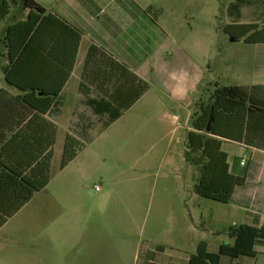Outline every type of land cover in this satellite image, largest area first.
<instances>
[{"label":"rangeland","instance_id":"374dc122","mask_svg":"<svg viewBox=\"0 0 264 264\" xmlns=\"http://www.w3.org/2000/svg\"><path fill=\"white\" fill-rule=\"evenodd\" d=\"M235 1L159 0L178 18L170 21L169 34L199 67L196 88L179 107L169 86L178 78L171 76L168 85L169 76H149L141 101L107 130L100 128L107 115L80 106L93 128L85 149L61 169L64 140L59 135L47 188L0 229V264H133L126 249L162 228L183 236L188 252L200 240L212 252L227 243L228 229L216 237L198 227L201 215L222 214L228 207L195 194L199 171L186 161V144L195 106L207 101L215 84L248 86L264 74V59H258L264 58V44L232 41L223 31L236 20L227 10ZM240 6L239 22L264 27V0H242ZM12 15L17 13L7 23L15 21ZM173 58L171 46L164 55L170 71ZM223 151L231 163L240 157L250 161L236 146L225 144ZM227 216L229 224L239 223L237 211L231 220ZM256 264H264V255L258 254Z\"/></svg>","mask_w":264,"mask_h":264},{"label":"trees","instance_id":"16d2710c","mask_svg":"<svg viewBox=\"0 0 264 264\" xmlns=\"http://www.w3.org/2000/svg\"><path fill=\"white\" fill-rule=\"evenodd\" d=\"M241 3L242 0H236L227 7L229 14L236 20L226 24L223 31L232 41L243 39L247 44H264V27L238 21ZM11 6H19L28 12L25 20L16 21L5 29L2 39L5 52L0 51V58L5 56L9 61L4 69L6 83L22 93V96L10 99L15 107L19 102L25 104L26 108L20 112V118L30 119L24 130L12 133L13 128L8 126L9 136L4 135L3 112L19 113L6 99L7 92L0 90V229L35 193L45 190L49 184L56 128L48 124V134L43 137L38 122L44 120L43 115L59 97L72 66L59 88L38 86L31 82L32 78H24L27 79L24 81L17 75L18 68H22L24 62L33 59L35 55L46 54L47 60H56L51 50H45L46 45L41 50L38 44L44 35V28L50 22H55L51 24H56V29L49 36L46 35L48 46L57 37L63 40L70 35L74 38L72 65L81 38L78 31L50 15L46 16L45 10L33 0H0V22L10 13ZM82 78H99L104 84L113 83V88H79L85 94L86 103L93 113L107 115L104 128L116 121L148 90L145 81L95 46L88 49ZM91 90L102 97L89 98L87 92ZM211 118L210 130L207 131ZM192 129L187 136L186 161L199 171L193 191L202 198L228 204L232 201L235 189L244 185L245 178L235 176L230 171L228 155L222 150V143L232 141L253 147L264 145V86L216 85L207 101L198 104L192 116ZM83 149L84 143L67 135L63 143L61 169L71 163ZM229 236L234 240L233 245L222 244L216 253L208 251L206 242H200L195 253L189 256L187 264H220L222 256L254 257L255 247L264 243V226L256 228L241 225L232 229Z\"/></svg>","mask_w":264,"mask_h":264},{"label":"crops","instance_id":"0c3cea01","mask_svg":"<svg viewBox=\"0 0 264 264\" xmlns=\"http://www.w3.org/2000/svg\"><path fill=\"white\" fill-rule=\"evenodd\" d=\"M33 1L45 10L46 16L50 15L69 28L78 31L81 37L72 65L75 49L74 38L68 35L61 40L57 37L50 41L48 46L45 39L56 29V24H51L55 22H50L44 28V35L40 38L38 44L41 50L46 45L45 50H51L56 60L53 61L51 58L47 60L46 54L35 55L33 59L26 60L25 65L18 68L17 71L18 77L23 78L24 81L27 80L24 78H32L31 82L38 86L47 85L44 87L59 88L68 69L72 66L59 97L48 112L43 115L44 120L38 122L39 129L43 130V137L48 134V124L55 126V145L61 133L63 134V140L67 135H72L82 143L86 142L90 131L93 129L88 124L87 120L89 118L85 116L84 111L79 109L80 106L91 109L86 103L85 94L79 88H113V83L104 84L99 78H82L84 61L90 46L102 50L143 81L147 80L149 76H169V79H165L169 85L171 76L178 78L169 86L174 92V100L177 101L179 107L186 100V94L196 88L200 74L199 67L192 56L180 45L179 41L173 38V35H170L171 33L169 34L170 21L175 22L178 18L173 17L165 5L159 6V0ZM13 12L17 13V15H12L11 18L15 21L7 23ZM27 12V10H21L19 6H11L10 13L0 22L1 52H5L2 44L5 29L16 21L25 20ZM241 23L247 24V22ZM171 46H173L174 51L173 71H170L169 66L164 61V55L168 53ZM258 59L260 63L264 58H261L260 55ZM8 64L9 61L5 56L0 58V90L7 92L6 99H9L12 108H16L19 115L10 114L4 110L2 131L7 137L9 136L8 126L13 128L12 133L24 130L30 119L29 117L20 118V112L26 108L25 104L19 102L15 107L13 100L10 99V97L22 96V93L9 86L5 81L4 69ZM255 79L256 81L248 86L242 87L264 86V74H259ZM216 85L218 84L214 86ZM91 92L93 93L91 94ZM87 94L91 99L102 97L93 90L88 91ZM143 97L144 95L132 107L124 111L111 126L133 110ZM199 103H201V99ZM8 116H11V118ZM173 118L178 122L181 116L175 115ZM183 124V127H185V121ZM110 127L106 128L109 129ZM100 128L101 130H107L103 127V124ZM187 130L188 134L193 129L187 127ZM225 144L240 148L243 155L248 156L250 161L247 163L243 157H240L234 158L231 163L228 153L224 151L228 155L230 171L235 176L245 178V183L235 189L232 201L226 204L228 210L222 212V214L215 211L208 218L203 215L200 216L199 229L209 231L212 236L216 237L223 236L228 230L230 232L241 225L256 228L264 226V145L253 147L232 141H224L222 150ZM55 145L53 147V157ZM242 161L244 165H241ZM254 162V165H250ZM235 211L239 213V223L233 221L229 224L227 215L230 214L229 218L231 220ZM226 229L228 230L226 231ZM200 242H206L208 251L211 253L218 252L222 245V243L219 244L216 251L212 252L209 249L208 242L200 240L195 243L194 251L188 252L185 249L186 241L183 236L176 234L172 228L167 230L162 228L160 233L148 236V239H144L142 243L140 239L135 240L134 246L131 245L126 250L129 251L133 264H187L189 256L195 253ZM233 243L234 240L229 236L226 244L233 245ZM120 253L118 250L115 252L117 261ZM255 253L254 257L230 258L222 256L220 264H256L258 254L264 255V243L255 247Z\"/></svg>","mask_w":264,"mask_h":264},{"label":"water","instance_id":"95a60500","mask_svg":"<svg viewBox=\"0 0 264 264\" xmlns=\"http://www.w3.org/2000/svg\"><path fill=\"white\" fill-rule=\"evenodd\" d=\"M211 122H212V118L210 119V121L208 122V125H207V131L210 130V125H211Z\"/></svg>","mask_w":264,"mask_h":264},{"label":"built area","instance_id":"2783aa9c","mask_svg":"<svg viewBox=\"0 0 264 264\" xmlns=\"http://www.w3.org/2000/svg\"><path fill=\"white\" fill-rule=\"evenodd\" d=\"M241 165H244V162L243 161L241 162ZM95 191H100V188L96 186L95 187Z\"/></svg>","mask_w":264,"mask_h":264}]
</instances>
